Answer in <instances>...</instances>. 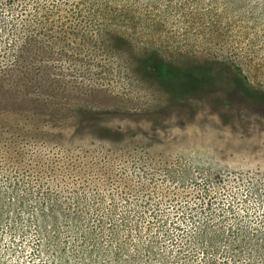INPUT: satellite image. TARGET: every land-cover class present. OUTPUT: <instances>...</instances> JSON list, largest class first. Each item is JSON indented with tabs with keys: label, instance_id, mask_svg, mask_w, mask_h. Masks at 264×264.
I'll return each mask as SVG.
<instances>
[{
	"label": "rangeland",
	"instance_id": "374dc122",
	"mask_svg": "<svg viewBox=\"0 0 264 264\" xmlns=\"http://www.w3.org/2000/svg\"><path fill=\"white\" fill-rule=\"evenodd\" d=\"M31 17L71 48L32 41L23 64L59 58L58 93L104 112L48 160L16 125L0 133V264H264V0H0V28ZM113 26L174 68L171 89L71 45ZM65 142L93 151L85 172Z\"/></svg>",
	"mask_w": 264,
	"mask_h": 264
},
{
	"label": "trees",
	"instance_id": "16d2710c",
	"mask_svg": "<svg viewBox=\"0 0 264 264\" xmlns=\"http://www.w3.org/2000/svg\"><path fill=\"white\" fill-rule=\"evenodd\" d=\"M104 6L103 9L109 8L108 5ZM73 7V10L69 8L64 11L79 15L78 13L81 10L77 9V6ZM97 8L102 9L101 6ZM61 9L63 8L61 7ZM26 19H11L0 28V33L5 38L3 41L0 40V133L3 134L8 127L16 125L21 129L20 132H24L22 134L29 133V136L25 135L24 138V140L29 138V141H25L22 145L31 146H21V150L24 153L28 152L29 158L33 160L40 157L41 160H48L57 155L54 150L60 144L58 141L60 139L62 142L66 141L67 137L71 135H68V129L73 124L76 126V129L73 126L74 133L75 131L78 134H83L85 131L89 133L92 131L90 126L94 122L92 118L96 116L97 111L104 112V110L95 108L96 102L92 100L89 94H71L76 90L74 87H70L67 94L58 93L59 82L64 77V75L61 78L59 77V70L62 69L58 62L59 58L42 57L33 62L29 59L26 64H23L28 57L26 59L23 57L20 60L21 52L30 47L32 41L46 52L52 51L53 53L59 51V46H69L67 42L69 40L60 36L56 30H50L52 32L50 34L42 31L45 23H42L41 20L32 17ZM22 21L24 23L31 22V24L17 26ZM83 24L89 27L86 23L83 22ZM28 29L29 32L35 33L38 39L32 38L28 33L25 34ZM86 35H90V38L79 43L71 40V45L100 47L102 53L111 56L110 59H120L127 54L129 56L127 58L131 62L132 70L130 72L132 74L136 73L144 82L162 85L171 89L170 78L176 75L174 68L168 66L161 56L157 57L155 51L137 57L134 51L135 37L133 35L115 29L114 26L112 29H101ZM64 82L73 84L76 79L68 77ZM187 82L190 83L191 81ZM81 83L80 81L78 85ZM61 91H64V89L62 88ZM70 138H73V136H70ZM63 145L66 151L72 153V160L77 162L70 164L72 170L77 169L76 171L80 170V173H82L83 167L85 172V168L88 167L86 161H90L93 151L91 152L88 148H83L74 143L68 144L65 142ZM26 147L33 148L34 153L25 150ZM36 147L40 148L41 153L35 155ZM45 163L47 165L42 167L37 162L36 164L33 163L35 164L34 171L36 175L42 174L41 178H45L44 175L54 173L53 163L49 161ZM29 165L27 164L25 174L28 173Z\"/></svg>",
	"mask_w": 264,
	"mask_h": 264
}]
</instances>
